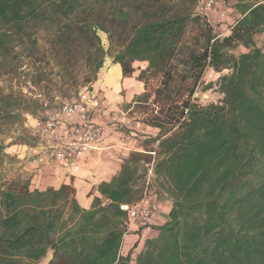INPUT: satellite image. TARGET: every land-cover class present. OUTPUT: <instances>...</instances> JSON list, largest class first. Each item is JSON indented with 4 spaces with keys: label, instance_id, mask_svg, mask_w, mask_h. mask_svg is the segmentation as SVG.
Instances as JSON below:
<instances>
[{
    "label": "trees",
    "instance_id": "obj_1",
    "mask_svg": "<svg viewBox=\"0 0 264 264\" xmlns=\"http://www.w3.org/2000/svg\"><path fill=\"white\" fill-rule=\"evenodd\" d=\"M195 4L0 0V59L16 41L34 51L32 28L51 25L64 51L87 49L95 81L107 54L97 31L121 29L112 60L122 78L141 65L133 102L146 107L142 123L155 133L140 142L144 152L131 153L116 176L97 185L100 198L88 210L66 185L0 188V264H37L50 254L48 264H264V50L253 40L264 33V2L238 10L223 38L193 12ZM208 68L228 74L218 80L220 102L203 105L194 96ZM32 105L0 90V127L32 115ZM144 196L154 205L166 199L170 210L163 224L138 226L147 233L137 232L122 253L130 232L120 207Z\"/></svg>",
    "mask_w": 264,
    "mask_h": 264
},
{
    "label": "rangeland",
    "instance_id": "obj_2",
    "mask_svg": "<svg viewBox=\"0 0 264 264\" xmlns=\"http://www.w3.org/2000/svg\"><path fill=\"white\" fill-rule=\"evenodd\" d=\"M215 2L217 4L215 10L206 15V20L212 26L215 35L223 38L229 35L230 31L227 33V30L235 23L239 13L233 8V0H215ZM195 5L193 12L198 14L197 4ZM107 27L111 37L97 31L100 45L107 54L102 68L96 73L95 81L93 80L94 64L92 65L87 59V49L78 44L71 52L64 51L53 41L55 27L51 25L32 28L33 39L37 41V48L34 51H31L30 43L22 45L16 41L12 53L0 59L2 64L0 90L4 93L19 94L38 104L31 106L32 115L24 114L18 123L0 127V188L23 182H29L30 191L34 190L33 186L42 187L34 180H38L35 178L36 171L44 165H32L33 156L38 148V140L33 131L34 119L40 116L44 109L74 100L84 90L100 86L95 91L105 98L109 110L120 117L125 116L132 123L145 126L142 120L146 116V107L133 102V97L139 90L135 87L141 65L135 64V67L137 66L135 75L132 74L121 83L116 80L112 85H104L106 82L100 80L105 72L109 70L114 72L112 58L119 51L117 45L119 35L122 34L121 29L117 28L114 31L108 24ZM257 41L264 50V42ZM243 51L244 48L240 46L234 50V53L238 55ZM225 74H228L227 70L217 73L212 69H206L202 82L196 90L195 100L203 105L219 103L221 93L218 80ZM108 126L111 124L109 123ZM110 132L126 137L130 136L131 131L127 127L115 126ZM138 134L150 136L140 132ZM143 141L144 139H138V144ZM73 191L75 194L74 189ZM150 192L153 190L150 189ZM37 264H44V261L41 260Z\"/></svg>",
    "mask_w": 264,
    "mask_h": 264
},
{
    "label": "built area",
    "instance_id": "obj_3",
    "mask_svg": "<svg viewBox=\"0 0 264 264\" xmlns=\"http://www.w3.org/2000/svg\"><path fill=\"white\" fill-rule=\"evenodd\" d=\"M198 13L207 15L215 10V0H196ZM97 112H104L113 126L138 128L125 116L108 109L106 100L96 91L84 90L74 100L47 108L34 119L33 131L38 140L34 165L56 163L66 171L74 168L79 159L96 150L104 128L93 121ZM131 224L147 226L157 207L145 196L134 206L123 205Z\"/></svg>",
    "mask_w": 264,
    "mask_h": 264
},
{
    "label": "crops",
    "instance_id": "obj_4",
    "mask_svg": "<svg viewBox=\"0 0 264 264\" xmlns=\"http://www.w3.org/2000/svg\"><path fill=\"white\" fill-rule=\"evenodd\" d=\"M233 1V8L238 13V10H241L244 5L254 2H264V0ZM212 12L213 10L209 11L208 13L211 14ZM240 18L241 15L239 13V17L236 19V21ZM229 31L230 29L227 30V33H229ZM253 40L255 46L261 49L260 42L257 40L264 42V33L255 35ZM113 69L114 72L111 70L113 74L115 73V77L113 75V81L119 80L121 83L122 80H127V78L121 77V69L118 64H114ZM133 75H135V72ZM113 81L110 83H105L104 85H112ZM135 88L139 89L136 94L139 93L141 91V84L137 82ZM93 121L100 124L104 128L103 135L97 143L96 150L92 151L88 156L79 159L76 166L68 171L61 169L56 163L53 162L45 164L44 167L41 166L42 168L39 171H36L37 175L35 178L38 180L34 181H38V185H42V187L33 186V189L43 191L46 188L58 189L63 185L69 186L75 190L74 197L79 206L85 210H88L91 207L93 199L100 198V195L96 189L97 185L102 182H109L112 177L116 176L120 171L121 165L131 153L144 152L142 147H140V144H138V139H146L149 136H140L138 133L140 132L144 135L150 134L152 137L155 135L153 129L143 125H138V128L133 126L127 127V129L131 131L130 136L122 137L119 136V134L112 133L110 131L112 128L114 129L115 126L112 124L111 126H108L110 122L108 117L105 116L104 112H97L93 117ZM151 199L150 201H153L154 197L151 196ZM156 207V212L150 221V225L152 226H158L164 223L171 205L169 201L165 199L162 202L156 204ZM139 231L143 235L144 233H147L148 230L146 231V229L142 230L138 228L137 224L130 225V233L125 236V241L121 250L122 253L127 252L133 247L134 243L137 242L139 235L136 233ZM51 259L52 255L50 254L48 257L43 259L44 264H48Z\"/></svg>",
    "mask_w": 264,
    "mask_h": 264
},
{
    "label": "bare ground",
    "instance_id": "obj_5",
    "mask_svg": "<svg viewBox=\"0 0 264 264\" xmlns=\"http://www.w3.org/2000/svg\"><path fill=\"white\" fill-rule=\"evenodd\" d=\"M113 72L111 70H109L108 72H105L104 75L102 76V78L100 80H103L106 83H110L113 81Z\"/></svg>",
    "mask_w": 264,
    "mask_h": 264
}]
</instances>
